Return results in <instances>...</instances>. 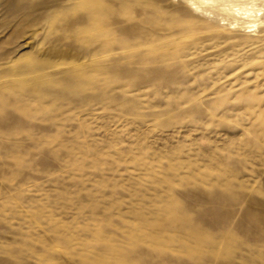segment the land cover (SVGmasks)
<instances>
[{"label":"rangeland","instance_id":"1","mask_svg":"<svg viewBox=\"0 0 264 264\" xmlns=\"http://www.w3.org/2000/svg\"><path fill=\"white\" fill-rule=\"evenodd\" d=\"M0 264H264V0H0Z\"/></svg>","mask_w":264,"mask_h":264},{"label":"bare ground","instance_id":"2","mask_svg":"<svg viewBox=\"0 0 264 264\" xmlns=\"http://www.w3.org/2000/svg\"><path fill=\"white\" fill-rule=\"evenodd\" d=\"M256 25V21L255 20H252L251 21V25H249V26H247V27H253V26H255Z\"/></svg>","mask_w":264,"mask_h":264}]
</instances>
